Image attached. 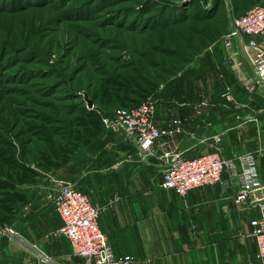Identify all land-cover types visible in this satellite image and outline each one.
I'll return each instance as SVG.
<instances>
[{
    "label": "rangeland",
    "instance_id": "1",
    "mask_svg": "<svg viewBox=\"0 0 264 264\" xmlns=\"http://www.w3.org/2000/svg\"><path fill=\"white\" fill-rule=\"evenodd\" d=\"M256 4L264 0H0V142L15 143L39 172L21 191H44L41 153L66 147L77 161L102 143L84 146L75 135L89 99L103 114L123 106L102 96L104 85L130 82L134 102L199 95L202 54L224 45L234 17ZM25 222L22 206L11 225Z\"/></svg>",
    "mask_w": 264,
    "mask_h": 264
},
{
    "label": "crops",
    "instance_id": "2",
    "mask_svg": "<svg viewBox=\"0 0 264 264\" xmlns=\"http://www.w3.org/2000/svg\"><path fill=\"white\" fill-rule=\"evenodd\" d=\"M235 46L224 44L202 54L201 89L210 108L198 112L199 95L158 98L155 123L167 133L157 141L154 155L141 159L134 140L106 131L102 143L57 171L102 208L101 230L117 255L135 256L134 264H251L256 259L257 244L249 232L250 219L259 211L237 205V181L229 171L222 183L194 189L185 199L161 186V157L167 151L196 157L220 149L225 158L264 151V88L245 87L253 67L243 56L229 62ZM228 84L234 101L222 97ZM177 119H187L181 131ZM259 164L264 180V153ZM24 193L26 222L16 230L28 247L0 231V264H20L36 254L49 259L45 264H83L69 240L56 234L63 222L45 192Z\"/></svg>",
    "mask_w": 264,
    "mask_h": 264
},
{
    "label": "built area",
    "instance_id": "3",
    "mask_svg": "<svg viewBox=\"0 0 264 264\" xmlns=\"http://www.w3.org/2000/svg\"><path fill=\"white\" fill-rule=\"evenodd\" d=\"M241 37L240 47L232 52L229 62L234 63L242 56L253 67V74L243 82L249 91L264 88V4L249 7L244 14L233 19V30L225 44L232 46V38ZM207 94L200 95L198 112L210 108ZM222 97L234 101L233 88L226 85ZM90 109V108H89ZM157 101L148 97L139 105L116 107L102 117L108 132L125 134L137 144L141 159L154 155L157 141L167 132L155 123ZM187 119L174 121L176 130L181 131ZM173 132V131H171ZM263 150L246 152L232 158H225L220 149L196 157H186L181 151L171 150L163 153V177L161 186L175 191L186 198L190 191L222 183L225 171L237 181L235 202L242 209L257 208L259 215L250 219L249 236L256 241L257 252L251 264H264V180L260 171L259 156ZM43 186L45 197L62 219L58 236L67 238L74 255L83 264H134L135 256L117 255L111 247L107 235L99 226L102 208L95 205L90 196L76 183L53 172L47 173ZM1 234L11 242L23 243L19 232L12 225L1 229ZM30 249V248H29ZM49 259L36 254L33 260L20 264H45Z\"/></svg>",
    "mask_w": 264,
    "mask_h": 264
},
{
    "label": "trees",
    "instance_id": "4",
    "mask_svg": "<svg viewBox=\"0 0 264 264\" xmlns=\"http://www.w3.org/2000/svg\"><path fill=\"white\" fill-rule=\"evenodd\" d=\"M251 7V6H250ZM245 13V12H244ZM130 82L122 88H117L112 91L105 88L104 85L101 88V93L104 98L117 99L123 106L118 107H132L139 105L148 97L145 94L144 100L131 101L128 98ZM127 89V92L125 91ZM151 92L156 89V86L151 88ZM205 91L200 92L199 97ZM206 94V93H205ZM131 101L132 103H128ZM113 110V109H112ZM111 110V111H112ZM110 111V112H111ZM110 112L103 114L98 109H86L82 110L80 117V125L82 130L78 131L75 135L81 145L89 146L95 139L100 138L102 133L106 132L102 117ZM0 231L5 226L11 225L13 219H15L20 207L25 206L28 203L27 195L21 191L20 187L27 184H34L37 182L39 172L37 168L31 167L28 164L21 162L16 153L17 146L13 142L1 141L0 142ZM74 150L66 147H59L53 149L51 152H43L36 158V164L38 167L53 172L57 175V171L62 169L67 163L70 162V156ZM60 176V175H59Z\"/></svg>",
    "mask_w": 264,
    "mask_h": 264
},
{
    "label": "water",
    "instance_id": "5",
    "mask_svg": "<svg viewBox=\"0 0 264 264\" xmlns=\"http://www.w3.org/2000/svg\"><path fill=\"white\" fill-rule=\"evenodd\" d=\"M88 106L91 108L94 106V103L91 99L88 100Z\"/></svg>",
    "mask_w": 264,
    "mask_h": 264
}]
</instances>
